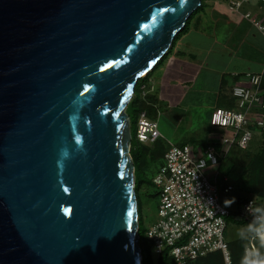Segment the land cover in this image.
<instances>
[{
    "label": "water",
    "instance_id": "water-1",
    "mask_svg": "<svg viewBox=\"0 0 264 264\" xmlns=\"http://www.w3.org/2000/svg\"><path fill=\"white\" fill-rule=\"evenodd\" d=\"M202 0H0V264H143L127 107Z\"/></svg>",
    "mask_w": 264,
    "mask_h": 264
},
{
    "label": "built area",
    "instance_id": "built-area-1",
    "mask_svg": "<svg viewBox=\"0 0 264 264\" xmlns=\"http://www.w3.org/2000/svg\"><path fill=\"white\" fill-rule=\"evenodd\" d=\"M249 1L228 0V3L234 10L241 11ZM260 1L264 3V0ZM243 15L251 18L249 11ZM251 21L264 34V21L255 17ZM262 77V74H248L249 86H234L233 94L238 99L239 110L218 107L212 111L211 125L229 131L220 138L223 145L221 151L214 145L196 150L190 144H172L164 152L163 162L152 179L159 195L157 219L147 230V237L152 241L156 255L167 250L175 264H190L208 253L220 250L225 264L232 263L225 239L230 210L222 203L220 192L229 193L234 186L227 175L223 177V186L216 180L213 182L205 169L220 166L221 159L227 156L233 144L247 149L253 136V122L264 127L263 119H252V109L261 105L263 100L260 91ZM160 136L156 118L150 117L147 111H141L135 138L141 143L153 144ZM242 216L252 222L263 219L254 199L243 204ZM255 258L256 249L251 242L246 250V264H259Z\"/></svg>",
    "mask_w": 264,
    "mask_h": 264
},
{
    "label": "crops",
    "instance_id": "crops-1",
    "mask_svg": "<svg viewBox=\"0 0 264 264\" xmlns=\"http://www.w3.org/2000/svg\"><path fill=\"white\" fill-rule=\"evenodd\" d=\"M243 14L224 0H203V7L173 41L161 65L152 71L162 69V75L153 78L150 74L141 85L142 96L146 99L151 96L148 102L156 108L154 117L163 112L170 123L173 119L178 123L176 116L185 115L188 107H192V114L199 113L204 107L210 115L218 107L239 110L238 99L233 94L234 86H249L248 74H262L260 91L263 100L261 105L252 109V119L264 120V35ZM192 93L196 95H190ZM197 93H209L210 97L205 100L202 96L197 98ZM172 107L180 110H169ZM199 115L201 117L202 113ZM251 129V141L254 138L258 141L253 144L258 147L255 155L264 146V127L253 122ZM228 132L210 124L209 136L192 139L190 145L196 150L214 145L221 151L220 138ZM161 137L164 138L163 134L157 140ZM167 141L169 148L173 142ZM250 146L247 150L251 151ZM239 152L245 153V150Z\"/></svg>",
    "mask_w": 264,
    "mask_h": 264
},
{
    "label": "rangeland",
    "instance_id": "rangeland-1",
    "mask_svg": "<svg viewBox=\"0 0 264 264\" xmlns=\"http://www.w3.org/2000/svg\"><path fill=\"white\" fill-rule=\"evenodd\" d=\"M224 1L228 3V0ZM241 11H249L251 12V18L255 17L264 21V3L260 0H250L248 3H245L243 5ZM251 18H249L250 22H252ZM252 25H254L253 22ZM260 33L262 32L260 31ZM161 75L162 69H157L151 73V76L153 78H157ZM190 95L195 96L196 94L192 93ZM201 96L205 100L206 98L210 97V94L197 93V98ZM192 100L196 101V99L193 98ZM169 110L176 112L180 109L172 107ZM188 110H190V112H187ZM187 111H184L185 115H182L180 118L176 116V120L178 123H174L176 122L174 121L175 119L171 121L173 123H170L169 120L165 118V115L162 114L163 112H161L159 116L155 117L159 125V130L164 137H161L159 139V142L157 143V149L162 148L163 150H166L170 144L167 141L168 139L171 141V143L173 142V144H192V139L196 140V138L209 136L211 124L210 111H208L206 107H204L203 109L200 108L199 113L196 114H192V107H188ZM200 113H202L201 117L199 115ZM131 132L134 136L135 127L133 125L131 126ZM194 143L197 144L196 141ZM255 143H258V141L254 138L251 142H249V144L252 146L251 151L245 150V153L239 152L242 151V149L237 144H233L229 148V152L224 160L225 162L221 161V166L207 167L205 169L210 180H212L213 182L214 180H216V182H218L220 186H223L225 184V181L223 179L224 175H227L231 179V182L234 183L235 187L233 190H231V192L225 193L222 190L220 192L222 203L233 212L238 210V201L241 197L247 195L255 196V194L251 192L252 188L250 187V185L248 186L251 174L250 169L252 167L250 158L254 155V152H256L258 148L253 146V144ZM162 162L163 159L160 158L157 160L155 159L153 163H149L147 165L145 164L143 167L145 177L153 179V177L157 174ZM240 166L242 167L241 169L245 170L244 172H242V174L241 171L238 172L237 170V168ZM157 191L158 188L154 184L144 183L138 195L144 222L147 225H151L157 219V209L159 203V195L156 194ZM262 211H264V204L262 206ZM242 217L243 216L240 212V214L237 216V219H241ZM261 228H264V221H248L247 223L243 224L238 223L235 220H230L225 230V239L231 244V247L233 246L239 249L242 248L245 238L249 237L253 233H257L261 230ZM239 252L241 253V249L239 250ZM219 254L220 253H216L215 255L217 256ZM154 256H157L155 252Z\"/></svg>",
    "mask_w": 264,
    "mask_h": 264
},
{
    "label": "trees",
    "instance_id": "trees-1",
    "mask_svg": "<svg viewBox=\"0 0 264 264\" xmlns=\"http://www.w3.org/2000/svg\"><path fill=\"white\" fill-rule=\"evenodd\" d=\"M202 7H203V0H202L201 6L194 13H192V15L188 18L187 23L185 27L183 28V31L187 29L189 21L191 20L192 16L196 12H198ZM181 33L182 32H180L177 36H179ZM162 61L163 59L158 62L156 68H158V66L161 65ZM151 72L145 77L139 79L135 87L134 96L127 107V112L131 119V126L133 125L135 129H136L137 119L141 111H147L150 117L155 118L154 116H155L156 108L154 105L148 102L149 99H151V96L148 95L147 99L144 98L142 96V89H141V85L143 84V82H145L148 79ZM158 142L159 140H157L152 145H148V144L139 142L135 138V135L132 138L131 154H132L134 164L136 167V170H135L136 193H137V198H138L140 245L142 247V252H143V264H175L173 257L170 255L169 251L167 250L164 251L160 255L154 256L152 241L147 237V230H148L149 225L145 224L144 222V218H143L140 203H139V196H138L144 183L153 184L152 179L146 178L144 175V169H143L144 165L153 163L155 159L156 160L160 158L163 159L164 152L166 151V150H163L162 148L157 149ZM224 160H225V157L221 159L222 162H225ZM250 160L249 161L252 162L251 163L252 167L250 169L251 174H250V180H249L248 186L250 185V187L252 188L251 192L255 194V196L247 195V196L241 197L238 201V205H239L238 210L233 212L229 209L230 215L227 216V224L230 220H235L238 223H243V224L247 223L248 221H251V220L245 219L244 217H242L241 219H237V216L240 214V212L242 215L243 204L247 202L249 199L255 200L256 205L258 206L259 212L263 215V219L261 221H264V211H262V206L264 204L263 203L264 202V146L262 147V149L259 150L257 154L253 155L250 158ZM241 168L242 167L240 166L237 168V170L238 172L241 171V174H242V172H244L245 170ZM233 186L235 187L234 183H233ZM156 194L158 195V191ZM259 235H260V231H258L257 233H253L249 237L245 238L242 248H239V249L237 247H233V246L231 247V244L226 240L228 242L229 250L231 254V259H232L231 264H246V250L251 242L254 244L255 249H256L255 260L259 264H264V239L260 237ZM240 249H241V253L239 252ZM216 253H220V254L216 256L215 255ZM190 264H225V261H224V256H223L222 251L217 250V251L208 253L207 255L203 257L196 259Z\"/></svg>",
    "mask_w": 264,
    "mask_h": 264
},
{
    "label": "clouds",
    "instance_id": "clouds-1",
    "mask_svg": "<svg viewBox=\"0 0 264 264\" xmlns=\"http://www.w3.org/2000/svg\"><path fill=\"white\" fill-rule=\"evenodd\" d=\"M260 235H261L262 238H264V228H261Z\"/></svg>",
    "mask_w": 264,
    "mask_h": 264
}]
</instances>
